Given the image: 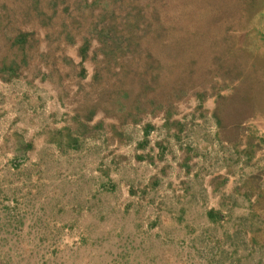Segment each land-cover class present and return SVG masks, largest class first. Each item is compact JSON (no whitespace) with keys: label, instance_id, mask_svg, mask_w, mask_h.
I'll use <instances>...</instances> for the list:
<instances>
[{"label":"rangeland","instance_id":"374dc122","mask_svg":"<svg viewBox=\"0 0 264 264\" xmlns=\"http://www.w3.org/2000/svg\"><path fill=\"white\" fill-rule=\"evenodd\" d=\"M246 14L238 34L227 28L237 54L222 72L208 63L207 74L160 99L164 108L129 123L118 107L96 130L103 113L81 117L102 88L91 84L94 64L122 57L116 31L99 38L111 18L74 16L48 41L52 28L29 19L43 55L0 79V264H264V0ZM228 42L216 61L231 55ZM245 76L260 99L222 103L224 137L218 96Z\"/></svg>","mask_w":264,"mask_h":264},{"label":"trees","instance_id":"16d2710c","mask_svg":"<svg viewBox=\"0 0 264 264\" xmlns=\"http://www.w3.org/2000/svg\"><path fill=\"white\" fill-rule=\"evenodd\" d=\"M256 1L83 0L76 8L71 0H0V79L9 82L22 76V67L34 66L43 55L39 50L41 44L38 37L41 34L37 30L24 28L33 26L29 23L31 18L52 28L51 32L49 29L42 34L48 41L52 37L51 33L61 34L58 26L62 27L74 16L97 13L101 21L110 17L102 27L99 38L102 40L105 35H109V29L116 31L113 47L122 53V57L118 62L105 59L101 65L94 64L91 84L98 83L102 88L98 99L87 98V102L96 106L88 105L86 109L81 106V112L84 109L86 113L81 119L89 123L99 112L103 113L104 117L92 128L96 130L103 127L102 122L107 118H116L115 112L120 107V117L127 118L129 123H137L141 112H151L155 107L164 108L160 99H170V95L181 92L192 85L194 79L207 74L208 63H217L222 72L220 65L235 61L237 52L234 47L237 44L232 37L234 34L229 37L228 32L232 28L238 34V23L244 21L246 13ZM97 29H100L99 24L91 31L92 34H96ZM231 39L234 45L231 55V50L227 51L223 61H216L213 54L216 46L222 43L221 47H225ZM92 40L91 37L82 39L81 57L85 60L88 58L84 55ZM95 59L97 61V56ZM238 80L231 94L218 96L215 118L223 136L224 120L220 115L222 103L238 99L242 107H253L260 99L257 97L260 85L252 77H240ZM253 89L256 90V97ZM103 104H112L109 108L111 111L106 110L108 107L101 108ZM145 107L150 110L145 111ZM241 110L243 108L240 107ZM247 119L249 117L245 118V122ZM243 120L241 117L237 123L242 124ZM218 215L216 211L208 212V217L213 221L217 220Z\"/></svg>","mask_w":264,"mask_h":264}]
</instances>
